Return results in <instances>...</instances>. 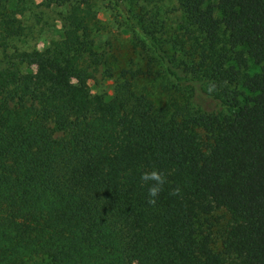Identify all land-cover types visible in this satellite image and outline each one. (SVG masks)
Returning a JSON list of instances; mask_svg holds the SVG:
<instances>
[{"label":"trees","instance_id":"obj_1","mask_svg":"<svg viewBox=\"0 0 264 264\" xmlns=\"http://www.w3.org/2000/svg\"><path fill=\"white\" fill-rule=\"evenodd\" d=\"M109 1L173 78L167 99L139 66L90 91L96 0H40L67 10L31 50L28 0H0V264H264V0H173L178 58L157 7Z\"/></svg>","mask_w":264,"mask_h":264},{"label":"rangeland","instance_id":"obj_2","mask_svg":"<svg viewBox=\"0 0 264 264\" xmlns=\"http://www.w3.org/2000/svg\"><path fill=\"white\" fill-rule=\"evenodd\" d=\"M138 1H144L147 8L155 10L157 7L159 9V17L165 20L166 33H162V37L168 40L165 47L168 51L167 57L178 58L179 54L172 47L170 39L182 30L185 24L184 15L176 9L173 0ZM95 9L101 25L100 29L92 34V38L96 50L104 54L107 61L97 65L92 71L88 81L90 91L110 95L122 70L139 66L151 70L155 78L145 76L137 81V88L143 89L154 98L167 99L173 78L166 71L165 66L158 63L153 53L146 52L147 45L142 41L143 37L133 28L125 25V19L118 13L111 1L96 0ZM66 10V5L45 7L41 5L40 0H28L25 12L21 16L25 26V36L21 41L16 42L17 46L24 50L42 49L52 40L58 39L63 30V16ZM159 33L161 32L157 34ZM171 64L173 68L181 70L176 67V62H171ZM29 69L33 71L35 68L30 67ZM257 69V65L252 62L248 63L249 72ZM202 103L207 108H217V104L208 97L202 98Z\"/></svg>","mask_w":264,"mask_h":264},{"label":"clouds","instance_id":"obj_3","mask_svg":"<svg viewBox=\"0 0 264 264\" xmlns=\"http://www.w3.org/2000/svg\"><path fill=\"white\" fill-rule=\"evenodd\" d=\"M160 179H161L160 176L155 171H152L150 173H142L141 174V180L145 181V182H147L149 180H154V181L160 182ZM157 191H158V188L156 186H151L148 189V193L151 197H155V195L157 194ZM149 202L152 203L154 201L150 200Z\"/></svg>","mask_w":264,"mask_h":264}]
</instances>
